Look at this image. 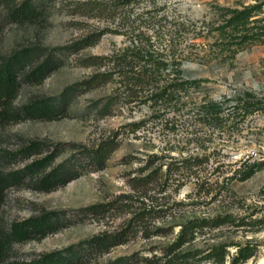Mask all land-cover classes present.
<instances>
[{
  "label": "rangeland",
  "instance_id": "rangeland-1",
  "mask_svg": "<svg viewBox=\"0 0 264 264\" xmlns=\"http://www.w3.org/2000/svg\"><path fill=\"white\" fill-rule=\"evenodd\" d=\"M77 1L53 0L49 21L43 25L5 21L0 33V55L15 47L36 43L65 46L106 24L76 15L72 6ZM148 2L151 0L143 1L140 11L151 8L145 6ZM253 2L255 0H156V6L162 8L160 13L191 20L200 27L218 20L217 6L239 7ZM180 40H184L183 32ZM197 41V46L188 47L191 54L182 66L185 77L204 80L201 90L196 92L198 96L207 94L225 102L226 97L248 90L264 97V43L245 48L234 58L224 60L217 54L205 56V39ZM126 43L124 35L106 33L80 53L65 55L63 65L43 82H22L15 104L22 105L35 96L59 95L66 85L82 81L94 71L93 67L81 64V56L108 54ZM112 87L115 85L79 92L68 112L57 118H26L0 126V167L6 173L23 170L52 152H57V157L46 171L74 158L78 161V176L51 191L37 189L29 180L10 185L4 191L0 197L1 230L10 229L14 222L48 212H56L61 221L58 229L43 237L15 242L6 264L29 262L96 234L121 232L129 222L137 228L128 233L124 243L105 253L85 252L82 264H123L117 262L120 258L129 259L124 264H151L144 258L150 260L162 254L175 239L182 222L225 210L237 213L256 210L254 216L264 214V166L251 177L240 178L242 170L250 163L264 161V110L245 118L231 116L225 120L224 127L207 125L187 109L168 115V121L154 120L147 104L134 102L120 104L111 115L99 117L90 109V104L93 99L110 93ZM229 107V103H224L225 111ZM142 118L149 120L137 131L127 125ZM111 138L117 147L104 167L94 169L84 149L97 148L99 143ZM32 141L43 142V146L29 157L17 154ZM153 153L166 162L176 163L189 156H200L201 161L192 169L182 167L170 177L157 178L144 193L134 187L132 178L140 176L139 168ZM163 159L157 160V167ZM96 203L111 205L103 213L94 214L86 209ZM144 210L146 217L136 219L135 212ZM221 240L258 243L256 257L246 264H264V225L255 229L232 226L206 229L196 234L186 250L206 249Z\"/></svg>",
  "mask_w": 264,
  "mask_h": 264
},
{
  "label": "trees",
  "instance_id": "trees-1",
  "mask_svg": "<svg viewBox=\"0 0 264 264\" xmlns=\"http://www.w3.org/2000/svg\"><path fill=\"white\" fill-rule=\"evenodd\" d=\"M145 0H79L73 2L76 15L88 19L106 22L88 33L84 38L65 46L48 47L44 43L15 47L9 53L0 55V126L22 119H54L67 113L76 95L81 91H93L114 84L110 93L92 100L90 109L99 117L111 115L120 104L145 103L152 110V119L168 121V115L187 109L213 127H224L227 118H245L264 110V97L244 90L234 97H226L225 102L215 100L210 95L198 96L203 79L185 77L183 62L191 54L188 47L197 46L198 39L204 38L205 56L219 55L224 60L234 58L248 47L264 43V0L242 3L239 7L217 6V21L197 26L191 20H180L174 16L160 13L162 8L151 0L140 11ZM53 0H0V33L5 21L19 24L41 23L49 21L50 6ZM166 21V23L164 22ZM167 26V30H166ZM166 30V31H165ZM184 40H180L181 33ZM124 35L127 43L108 54H88L79 58L81 64L93 67L94 71L82 81L66 85L57 96H35L22 105L15 104L22 82L37 84L64 63L67 54L80 53L83 48L94 45L104 34ZM182 43L185 45L182 47ZM199 44V43H198ZM224 103L230 107L224 110ZM149 120V119H148ZM147 118L128 123L132 131L141 129ZM43 142L32 141L22 146L17 154L29 157ZM117 147L113 138L99 143L97 148H86L87 160L94 169L104 167L107 159ZM16 154V155H17ZM57 152H52L34 160L23 170L4 172L0 167V197L10 185H20L29 180L37 189L51 191L66 184L78 176V161L74 158L50 167ZM153 153L139 168L140 176L132 178L134 187L144 193L148 185L163 175L180 168L192 169L200 161V156H189L179 162L162 160ZM264 161L250 163L242 170L241 179L251 177L264 165ZM181 165V166H179ZM165 168V170L163 169ZM111 205V204H110ZM110 205L96 203L86 209L92 213L106 212ZM258 211L244 210L234 212L225 210L212 216L196 217L182 222L173 242L169 243L162 254L154 256L151 264H246L255 258L259 251L258 243L251 240L217 241L206 249L192 248L196 234L206 229L232 226L238 229H255L264 225V214L254 216ZM145 210L135 212V218L146 217ZM148 213V211H147ZM261 213V212H260ZM61 221L55 212L44 213L20 222H14L10 229H0V263L6 259L15 242L40 238L58 229ZM137 228L129 222L121 232L101 233L67 248L44 253L29 262H9L8 264H82L85 252L105 253L112 247L124 243L130 231ZM147 230L145 226L144 231ZM159 232H155L157 234ZM232 248L234 251H232ZM120 258L117 262H126ZM129 260V259H128Z\"/></svg>",
  "mask_w": 264,
  "mask_h": 264
}]
</instances>
